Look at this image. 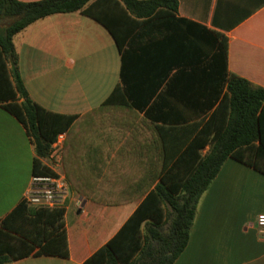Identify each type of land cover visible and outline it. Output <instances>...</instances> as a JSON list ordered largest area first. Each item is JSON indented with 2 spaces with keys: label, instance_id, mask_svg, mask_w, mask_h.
<instances>
[{
  "label": "crops",
  "instance_id": "0c3cea01",
  "mask_svg": "<svg viewBox=\"0 0 264 264\" xmlns=\"http://www.w3.org/2000/svg\"><path fill=\"white\" fill-rule=\"evenodd\" d=\"M177 1V19L228 39L229 72L264 89V0ZM170 23L159 20L139 28L127 46L160 41L169 34ZM176 24L181 35L187 31V24ZM14 46L29 97L48 111L78 119L65 133L62 156V172L71 191L65 210L70 257L31 255L8 264H84L120 230L140 202L105 206L76 192L155 189L157 183L149 187L157 173L155 143L139 131L141 126L148 128L146 123L153 125L147 111L154 110L151 115L157 124L158 112L182 110L171 99L153 105L159 94L167 93L176 71L143 110L104 106L114 89L122 86V58L102 25L80 11L56 14L18 33ZM153 52L150 61L155 63L159 56L156 49ZM147 76L150 83L155 72ZM130 87L135 96L136 91L152 92L150 84L143 87L140 82H130ZM210 149L209 145L202 155ZM36 157L26 128L0 104V222L25 201ZM42 162L47 163L46 159ZM260 215H264V175L229 158L201 197L188 246L174 264H264V233L257 225Z\"/></svg>",
  "mask_w": 264,
  "mask_h": 264
},
{
  "label": "trees",
  "instance_id": "16d2710c",
  "mask_svg": "<svg viewBox=\"0 0 264 264\" xmlns=\"http://www.w3.org/2000/svg\"><path fill=\"white\" fill-rule=\"evenodd\" d=\"M90 2L0 0V18L14 21L11 27H0V104L23 124L35 145L34 175L48 174L42 160L78 116L48 111L29 97L19 74L14 37L56 14L80 11L114 39L122 58V86L114 89L104 106L143 110L176 71L167 93L159 94L153 105L171 99L182 110L158 112L157 124L151 115L154 110L147 111L153 125L144 121L148 128L141 126L139 131L155 143L157 173L149 183L150 188L157 183L155 189L76 192L105 206L140 202L120 230L84 264H174L188 246L200 199L226 160L232 158L264 175V89L229 72V42L224 35L176 18L177 0H96L86 7ZM159 20L171 22L167 36L150 45L127 46L134 32ZM174 23L187 24V31L181 35ZM153 49L159 56L155 63L150 61ZM150 72L155 78L149 83ZM130 82L150 84L152 92L136 91L135 96ZM171 122L187 125H165ZM65 215L64 209H38L21 202L0 222V264L31 255L69 258ZM166 226L168 234L163 232Z\"/></svg>",
  "mask_w": 264,
  "mask_h": 264
},
{
  "label": "built area",
  "instance_id": "2783aa9c",
  "mask_svg": "<svg viewBox=\"0 0 264 264\" xmlns=\"http://www.w3.org/2000/svg\"><path fill=\"white\" fill-rule=\"evenodd\" d=\"M65 134H60L52 144L51 152L44 164L49 170L45 175H34L26 194L28 206L38 209H64L71 197L70 186L62 172V156ZM257 225L264 233V215L257 218Z\"/></svg>",
  "mask_w": 264,
  "mask_h": 264
},
{
  "label": "water",
  "instance_id": "95a60500",
  "mask_svg": "<svg viewBox=\"0 0 264 264\" xmlns=\"http://www.w3.org/2000/svg\"><path fill=\"white\" fill-rule=\"evenodd\" d=\"M13 24V20L0 18V27H11Z\"/></svg>",
  "mask_w": 264,
  "mask_h": 264
},
{
  "label": "rangeland",
  "instance_id": "374dc122",
  "mask_svg": "<svg viewBox=\"0 0 264 264\" xmlns=\"http://www.w3.org/2000/svg\"><path fill=\"white\" fill-rule=\"evenodd\" d=\"M164 234H168V232H169V226H166L165 228H164Z\"/></svg>",
  "mask_w": 264,
  "mask_h": 264
}]
</instances>
